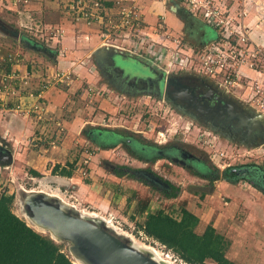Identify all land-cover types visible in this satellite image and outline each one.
<instances>
[{
    "label": "rangeland",
    "instance_id": "rangeland-1",
    "mask_svg": "<svg viewBox=\"0 0 264 264\" xmlns=\"http://www.w3.org/2000/svg\"><path fill=\"white\" fill-rule=\"evenodd\" d=\"M74 1L44 0V23H41V17L37 16H42L39 14L40 8L39 12L36 11L37 8H25L26 13L33 12L26 16L22 13L23 7L11 10V13L19 14L18 19L9 15V11L0 15V145L6 150L0 153V156L5 158L8 151L13 155L10 163L0 161V195L3 192L15 194L13 211L35 230L61 243L63 250L77 263L79 262L69 249V242L59 240L51 231L34 224L26 215V192H45L74 206L84 216L104 217L119 233L127 236L125 240L133 239L132 242L141 248L144 247L143 244L158 248L163 260L170 264L189 263L173 249L148 237L140 228L146 217L144 206L147 202L153 203L148 208L149 211L163 209L178 218L182 209L187 208L197 214L200 221L203 220L209 225L208 221L214 223L220 215L219 212L223 211L224 207L228 208L226 202L234 199L235 205L242 203L236 206L230 218L227 216L228 221H222V225L232 229V235L239 239H251L238 242L239 247L232 251V256L240 259L235 261V264H264V185L260 186L254 175L244 172L232 178L227 176L228 170L233 167L250 166L264 171V0H211L218 4L221 16L225 19V25L221 29L223 33L208 24L202 19L201 13L194 10L195 4L208 0H168L167 12L172 13L179 22L172 23L165 15L160 16L153 25L143 17L145 0H113V11L108 12V15L99 11L105 19L113 20L118 8L131 6L141 19V26L145 28L147 23L148 26L155 27L152 34L165 35L164 42L176 37L182 41L184 48L197 49L193 68L184 69L181 65L169 66L170 55L161 49L158 50L160 46L156 47V55L157 50L161 51L160 64L163 68L162 71L157 70L155 76L137 74L132 67L131 69L127 66V60H138L142 55L126 50L121 55H95L94 52L98 48L108 46L112 50V47L119 48L117 45L121 43L115 41L116 35L112 33L109 24L105 25L99 18H91V21H88L76 14L72 8ZM100 1L103 5L110 2ZM92 4L93 2L89 1L86 7L97 13L96 6ZM60 7L61 13L58 11ZM48 11L49 15L46 14ZM68 23L75 25L76 30H80L79 27L82 26L79 24L82 23L97 25L100 45L95 48L91 57L79 58L80 56L75 54L73 58L68 59L83 60L80 64H85L87 71L79 65L72 69L68 67L70 70L65 67L57 70L54 81L65 84L66 87L74 86L72 83L77 80L82 81V84L78 83L74 88L72 98L91 119L85 124L81 134L74 138L69 152L62 154L53 152L58 150L56 146L62 143L61 138L66 132L62 116L48 110V100L43 98L46 86L35 88L29 84L27 77L32 69L41 71V68H44L46 74L48 69L59 61L58 55H66L63 38L69 27ZM191 24L193 28L188 27ZM207 27L220 34L201 43L200 34ZM59 33L62 36L58 42L54 36ZM107 33L112 36L105 39L104 34ZM243 36L245 38H241ZM28 38L31 39L28 40L31 43L29 46L25 43ZM208 47H213L217 55L212 67L224 69L216 76L212 72L199 71V67H203L202 54ZM219 50L226 56L218 55ZM145 54L144 60L141 59L144 64L148 61L146 63L149 66L153 60L156 61L153 51ZM26 59H29V67H12V63L25 64ZM81 69H84V72ZM189 74L208 82L211 89L224 93L226 98L237 106L238 111L242 110L251 115L263 114L260 119L262 129L244 135L243 131L235 129L236 119L231 124L226 120H221L219 125L215 124L211 115L225 112L224 103L216 97L219 96L218 93L204 100L206 96L201 98L191 89L190 97L186 92H182L180 87L169 82H174L178 76ZM16 79L21 82L19 86L14 83ZM101 100L105 101V108L99 107L93 113L89 112L88 107L97 106ZM39 101L44 107V113L40 115L42 118H38L37 112L31 110L32 105ZM214 101L216 103L212 105ZM202 106L206 111L202 110ZM65 115L67 114H63ZM4 117H20L24 122H28L27 127L31 125L33 131L27 134L29 130L24 131V126H6ZM59 122L61 124H58ZM90 126L95 129L102 128L103 131L97 133L99 143L90 141L84 134ZM58 131L61 137L57 140L55 136ZM102 142L106 145L117 144L112 148H103ZM128 147L137 149L144 158L132 154ZM183 150L191 157L185 159ZM57 165L58 170H54ZM142 168L146 169L145 177L139 172ZM63 169L71 174L64 173ZM114 171L119 173H116V176L121 180L115 179ZM127 171L130 175H126ZM74 177L78 184L73 182ZM96 181L102 185V204L103 200L111 199L114 205L117 201L112 197V193L106 195V192L120 186L123 192L129 195V200L136 199L139 205L133 209L122 208L121 213L119 211V214H115L102 204L99 205V201L95 203L82 199L78 194V185L89 184L91 189ZM166 181L180 188L176 197L166 196L169 189ZM228 185L244 193V198L241 199L237 194L230 196L222 190L225 187L229 190ZM213 188L216 192L220 189L219 193H216L220 202L215 201L212 196L209 197L208 193ZM93 212L95 214H92ZM199 224L196 231L202 233ZM240 230L244 232L240 233ZM227 238L231 242L229 250L232 239ZM239 252L242 255H238ZM205 264L217 262L208 259Z\"/></svg>",
    "mask_w": 264,
    "mask_h": 264
},
{
    "label": "crops",
    "instance_id": "crops-1",
    "mask_svg": "<svg viewBox=\"0 0 264 264\" xmlns=\"http://www.w3.org/2000/svg\"><path fill=\"white\" fill-rule=\"evenodd\" d=\"M113 0H110V2H112ZM141 1V0H140ZM145 4H144V9H143V13H144V18L147 20V22L151 25L155 24V22H157V19L160 16H167L168 20H170L172 23H178L179 19H177L172 13L167 12V9H169L168 6V0H145ZM23 3H25V5H23ZM23 5V6H22ZM59 6V5H58ZM23 7L24 11L22 10V13L26 15L28 14H32L33 12H25V8H31V9H36L37 8V12L38 9L40 8V12L39 14H42V12L44 13V0H36L35 2L30 0H0V15L1 13H8V11L10 12L9 15H13L14 17H16L18 19L19 14H17L16 12L11 13V10L13 11V9H18ZM62 7H60V9H58V11L61 13ZM49 11L46 12L47 15H49ZM54 14V13H53ZM46 15V16H47ZM38 17H41V23H44V14L41 15H37ZM19 21V20H18ZM17 21V22H18ZM148 26L146 23V30H149V27H151V29L149 30L150 32H152V29L155 28L153 26ZM67 27L68 29H66V33L65 36L63 38V47L66 50V55L65 56H57V59L59 61H57L55 64H53L48 71L46 72V74H44V68H41L42 70L40 71L39 69H32L30 72H28V77H27V81L29 82V84H31L32 86H34L35 88L37 87L38 89L42 86L45 85L46 88L44 89L43 92V98H46L48 100V110L52 111L54 114L56 115H61L62 117V121L64 123V126L66 128V132L64 133L62 139V143L56 147H58V150L55 151L53 150V152H57V153H68L69 149L71 147V143L74 140V138L78 137L81 132L83 127L85 126V124L91 120L90 117L87 116L86 113H84L85 111L83 109H81L79 107V105L77 106V103L75 102V100L72 98V95L74 94L75 90L74 88H76V86L80 84H82V81L77 80L75 82H73L72 84L74 86H64L65 84H60L59 82L57 83L56 81H54V79H56L58 74V71H60V68L65 67V69H67L68 67L70 69H72V67H77L78 65L81 67H87L85 64L84 66L81 63V61L83 60H77V61H71L68 60L69 58H73L75 54H77L78 56H80L79 58H85V57H91V54L93 53V51L95 50L96 47H99L100 45V36L97 33V25L95 24H86V23H82V25L79 24L80 30H76L75 29V25L68 23ZM171 29V28H169ZM83 32L80 33L79 32ZM201 35V43H203V40H209V39H214L215 37H218V34L212 29L207 27L206 30H202ZM28 40H31L30 38H28L26 40V44H28V46L31 44L29 43ZM42 42L44 43V38L41 39ZM44 47V44H43ZM31 52H33L30 49ZM42 53H44V51L42 50ZM29 59H26L24 61L25 64L23 63H12V67H29ZM67 69V70H70ZM84 72V69H81ZM56 71V72H55ZM80 71V69L78 70ZM87 71V68H86ZM23 73V71H21ZM25 73V72H24ZM25 75V74H23ZM26 77V75H25ZM15 85L19 86V84L21 83L20 80L16 79L14 81ZM97 97V96H96ZM99 99V98H98ZM104 104L106 106V103L104 100H101L97 106H89L88 110L89 112H94V110H97L99 107L100 108H105ZM67 105V108H66ZM76 106V107H75ZM63 114H67L65 116H63ZM5 118V117H4ZM5 123L6 126L9 125H13L16 127L21 126V127H25L23 128L24 131L29 130V132L27 134H31V132L33 131L31 128V125L29 127H27L28 122L25 121L23 119H21L20 117H15V118H5ZM60 131L57 132V135L55 137H57V140L61 137L60 135ZM56 140V141H57ZM62 153V154H63ZM127 175V174H126ZM115 176V179L117 181L121 180L120 177ZM73 182H76L78 184V182L76 181L75 177H74ZM89 185V184H88ZM88 185H78V194L80 196H82V199H87L90 202H95L97 203L98 201L100 203H98L99 205L102 204V201L100 198H102L101 190H102V185L99 184V182H93V187L91 186V189L88 187ZM228 185L229 190L226 189H222L225 190V192H227L230 196L237 194V196H240L241 199L244 198V193H241V191H237L235 189H232L231 186ZM121 191V193L119 192ZM218 191H220V189L217 190V192L215 191V188H213V190H211V192L208 193L209 197H213L215 199V201L220 202L219 198L217 199L216 197V193H219ZM108 195L109 193H112V197H114V200L117 202H114L115 204L113 205V200H103V206L107 207V209H109L110 211H112V213L114 212H118L119 211L121 213L122 208L127 207L128 209H133L135 207H137L139 205V201L135 200H129L130 197L129 195H126L125 192H123V190L119 187H116L115 190L114 189H110L107 190L106 192ZM222 193V192H221ZM247 194V193H246ZM100 195V196H99ZM250 195V194H249ZM234 198V197H233ZM113 199V198H112ZM234 200V199H233ZM231 202H226L229 206L228 208L224 207V210L219 212L220 215H218V217L216 218L215 222H210L209 224H213L217 230L224 234L225 236L229 237L232 239V245L229 248V250L226 252V255L232 259L234 262H238L240 261V259L237 256H232V251H234V249H236L237 247H239L240 243L238 242H244V241H250L251 239H249V237H247L245 239V237H243L244 235L242 234V239H239L237 237H235L232 232V229H227V227H225L224 225H222V221L226 220L228 221L229 219H226L227 216L230 218V214L232 213V211H234L236 209V206H238L239 204L241 205L242 202H240L238 205H235L234 201ZM240 200V199H239ZM238 202V201H237ZM234 203V204H233ZM153 204V203H152ZM150 203V201L147 202V204L144 206L146 208H144L145 212H146V216L148 213L153 212V211H149V207H151L152 205ZM115 206H118V208H115ZM143 206V205H142ZM116 214V213H115ZM213 216V215H211ZM146 218V217H145ZM212 218V217H211ZM145 220V219H144ZM207 223L204 222L203 220L200 221L199 224V228L200 230H202V232H204L205 228L207 227ZM244 232V230H240V233ZM247 234V232L245 233ZM242 252V251H241ZM240 253V252H239ZM238 254V253H237ZM238 255H242V253L238 254Z\"/></svg>",
    "mask_w": 264,
    "mask_h": 264
},
{
    "label": "trees",
    "instance_id": "trees-1",
    "mask_svg": "<svg viewBox=\"0 0 264 264\" xmlns=\"http://www.w3.org/2000/svg\"><path fill=\"white\" fill-rule=\"evenodd\" d=\"M106 4L111 5V2ZM101 130V127L95 129L90 126L84 134L90 141L99 143L97 133ZM115 145L102 142L101 147L112 148ZM128 150L144 158L137 149L128 147ZM58 167L54 170H58ZM236 174L232 168L227 172L229 178ZM171 187L172 190L166 192V196L176 197L180 188L173 184ZM14 200L15 194L3 192L0 195V264H76L63 250L61 243L41 234L13 211ZM199 222L200 217L187 208L182 209L179 218L161 209L148 213L140 228L148 237L173 249L189 264H205L208 259H213L217 264H235L226 255L230 240L213 224L198 233L196 227Z\"/></svg>",
    "mask_w": 264,
    "mask_h": 264
},
{
    "label": "water",
    "instance_id": "water-1",
    "mask_svg": "<svg viewBox=\"0 0 264 264\" xmlns=\"http://www.w3.org/2000/svg\"><path fill=\"white\" fill-rule=\"evenodd\" d=\"M104 47L106 48L96 49L94 54L119 53L121 55L125 53L124 49L112 47L111 50L108 46ZM139 58L138 60H127V66L132 67L133 69H131L138 72L137 74L145 73L148 76H155L157 70L162 71V68L154 62L150 63L149 66L146 63L148 61L144 64L142 62L144 56H139ZM169 82L180 87L184 93L190 92L187 95L192 96L190 87L182 86L179 82L174 83L172 80ZM212 91L213 94H219L216 97L224 103L223 109L225 111L216 114L217 117L211 115L215 124L219 125L221 120H226L228 124H231L236 119L235 129L243 131L244 135H250L262 129L260 119H262L263 114L251 115L242 110L238 111L237 106L226 98L224 93L213 89ZM204 109L205 107L202 106V110L206 111ZM5 151L4 147L0 145V153ZM8 152V156L5 158L0 156L2 163L11 162L13 155L12 152ZM26 193L24 199L26 215L39 227L51 231L59 240L69 242L72 255L85 264H170L167 261L157 259L151 251L135 245L132 240H125L127 236L119 233L104 217L84 216L74 206L45 192L29 191Z\"/></svg>",
    "mask_w": 264,
    "mask_h": 264
},
{
    "label": "built area",
    "instance_id": "built-area-1",
    "mask_svg": "<svg viewBox=\"0 0 264 264\" xmlns=\"http://www.w3.org/2000/svg\"><path fill=\"white\" fill-rule=\"evenodd\" d=\"M85 1L86 2L83 3V1L81 0H75L73 3L74 6L72 7L74 8V12L85 17L88 21H91V18H99L100 21L105 25L109 24L112 27V33L116 35L115 41H119L121 43L120 45H117L120 49H124L126 51L142 56H144V53L148 54L149 52L152 53L153 51V57L156 59V61L153 60V62L159 67L163 68V66L160 64L161 51L158 52V50L161 49L164 51V53L166 52V54L170 55V60L168 62L169 66L174 67L181 65V68L184 69L193 68L192 66L195 63V53L197 52V49H193L191 47L187 49L184 48L181 45L182 41L176 37H173L171 40H166V42H164L165 35L159 36V33H155L154 35L149 30H146V27L144 28L143 26H141V19L138 17V15H136L131 6L118 8V13L115 16L116 18L113 20H107L104 18V15L99 13V11L101 10L102 13L104 12L105 15H108V12L113 11L112 5H103L100 0ZM89 1H92V5L96 6L97 13L93 10H90L89 7H86L87 2ZM194 10L196 12H200L202 15V19L205 20L208 24L212 25L216 29H220L219 32L225 25H223L225 19L221 16L222 12L219 9L218 4L214 3L211 0L205 2L201 1L199 2V4H195ZM226 22L228 23L229 20H227ZM158 29H160V27ZM221 32L223 33V31ZM219 34L220 33H218V36ZM61 36L62 34L60 33L56 34L54 36V39L59 42L61 41ZM111 36V33L104 34L105 39H108ZM241 38H245V36ZM158 46H160L161 48H158L156 55L155 49ZM218 55L226 56V54L221 50H219ZM216 56L217 55H215L213 47H208V49H205L201 57L203 67H199V71L210 73L212 72L214 76L221 73L224 70L222 67H212L215 63V60H217ZM237 73H239V71H237ZM39 97H41L40 94ZM31 108V110L37 112V114L39 115H37L38 118H42V116L40 115L42 114V112L44 113V107L40 101L33 104ZM58 124L61 123L59 122ZM206 141L209 142L208 140H204V142Z\"/></svg>",
    "mask_w": 264,
    "mask_h": 264
},
{
    "label": "flooded vegetation",
    "instance_id": "flooded-vegetation-1",
    "mask_svg": "<svg viewBox=\"0 0 264 264\" xmlns=\"http://www.w3.org/2000/svg\"><path fill=\"white\" fill-rule=\"evenodd\" d=\"M191 23V22H190ZM193 23V22H192ZM188 27H192V24L189 25ZM174 82H179L182 84V86H188V87H191V89L194 90V93L196 92V94H199V97H203V96H206L207 98H205L204 100H208V97H213L215 94H213V91L210 87V85L208 84V82L204 81V80H201L200 78H197V77H192V76H189V75H181V76H178L177 78H175L173 80ZM173 85V84H172ZM173 87V86H172ZM186 91V89H185ZM188 92V91H186ZM212 92V93H211ZM187 94H190V92H188ZM216 98V97H215ZM216 103V101H214L212 103V105ZM183 155H184V158H190V154L183 150ZM146 169H140L139 172H141V175L143 176L144 174H146ZM233 170L237 173V174H240L242 172L244 173H248L247 175H254L255 178L259 179L260 181H258L257 179L255 181L259 182L260 186L263 187L264 185V171L260 170L259 168L257 167H250V166H243V167H233ZM115 172V175L117 171H114ZM127 175H130V172L127 171L126 172ZM145 177V175H144ZM155 178V177H154ZM141 182H143L142 180H140ZM167 184L170 186L167 185V187L169 188L168 191H171L172 190V187H171V182L170 181H166ZM171 183V184H170ZM167 187H164L165 189Z\"/></svg>",
    "mask_w": 264,
    "mask_h": 264
},
{
    "label": "bare ground",
    "instance_id": "bare-ground-1",
    "mask_svg": "<svg viewBox=\"0 0 264 264\" xmlns=\"http://www.w3.org/2000/svg\"><path fill=\"white\" fill-rule=\"evenodd\" d=\"M46 41V40H45ZM65 49V48H64ZM92 214H95L94 212L92 213ZM32 220V219H31ZM33 222V221H32ZM34 223V222H33ZM35 224V223H34ZM126 234V233H125ZM133 240V239H132ZM135 241V240H134ZM136 242V241H135ZM143 246L145 247H142L143 249H147V250H149V251H151L154 255H155V257L157 258V259H161V260H163V258L161 257V255H162V253L160 252V250L158 249V248H156V247H154V246H152V245H147V244H143ZM76 258V257H75ZM77 259V258H76ZM77 261L79 262V264H85V263H83L82 261H80V260H78L77 259ZM169 261V260H168ZM172 263L174 262V261H171Z\"/></svg>",
    "mask_w": 264,
    "mask_h": 264
}]
</instances>
